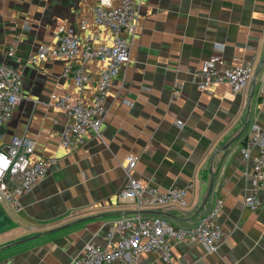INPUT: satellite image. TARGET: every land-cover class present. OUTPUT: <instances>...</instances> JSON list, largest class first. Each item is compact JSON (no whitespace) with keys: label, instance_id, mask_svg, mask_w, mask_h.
I'll use <instances>...</instances> for the list:
<instances>
[{"label":"crops","instance_id":"obj_1","mask_svg":"<svg viewBox=\"0 0 264 264\" xmlns=\"http://www.w3.org/2000/svg\"><path fill=\"white\" fill-rule=\"evenodd\" d=\"M97 3L0 0V62L21 70L24 94L14 117L0 125V146L26 135L35 141L32 159L51 162L18 208L0 201V264H71L89 243L107 245L115 220L137 211L120 195L128 154L137 156L135 175L144 184L189 187L187 205L141 211L192 225L220 198L218 221L226 233L213 252L197 240H175L169 257L147 252L135 264H264V189L254 185L242 154L249 125L264 127V0H140L130 61L109 91L103 135L88 133L81 145L67 148L59 134L72 118L54 102L70 94L91 103L106 63L87 61L91 80L78 88L64 73L66 58L36 64L30 58L42 44L56 46L60 26L93 36L97 46L112 45L114 32L94 20ZM9 45H15L13 57L5 54ZM212 55L232 66L254 58L248 86L201 90L196 73ZM252 193L262 201L255 211L244 203Z\"/></svg>","mask_w":264,"mask_h":264},{"label":"built area","instance_id":"obj_2","mask_svg":"<svg viewBox=\"0 0 264 264\" xmlns=\"http://www.w3.org/2000/svg\"><path fill=\"white\" fill-rule=\"evenodd\" d=\"M93 8L94 20L98 25L109 27L114 32L112 45L97 46L93 36H77L64 26L55 32L56 46L40 45L37 54L30 58L36 64L49 56L67 59L65 75H71L78 88L91 80L85 71L87 61L97 58L106 63L98 75L95 94L91 103H85L70 94L56 98L54 104L64 110L72 120L65 124L59 134V143L74 148L85 141L88 133L102 137V124L107 112L106 100L113 82L123 67L130 61L131 35L137 26L140 0H97ZM86 23L81 24L85 28ZM15 45L5 51L8 57L15 55ZM81 60L80 65L76 61ZM253 59L239 65H227L222 57L212 55L204 60L196 76L198 87L208 89L212 84L228 83L232 91L244 90L253 77ZM264 97V76L261 84ZM24 98L21 70L0 62V125L10 121ZM180 123V122H179ZM35 141L26 135H14L6 146H0V201L18 208L20 198L48 173L50 160L32 159ZM244 160L250 162V173L254 185L264 189V127L252 122L245 136L242 148ZM137 156L127 155V183L121 196L131 199L137 211L115 220L107 233V245L89 243L75 256L71 264H135L139 256L147 252H161L170 256L175 240H197L206 245L210 252L217 250L226 238L218 218L223 202L220 198L208 211L202 212L192 225H175L160 215H147L141 209L170 203L187 205L189 187L161 189L146 185L135 175ZM244 203L251 210H258L262 201L256 193L248 194Z\"/></svg>","mask_w":264,"mask_h":264}]
</instances>
